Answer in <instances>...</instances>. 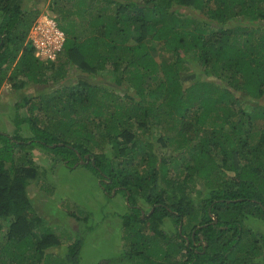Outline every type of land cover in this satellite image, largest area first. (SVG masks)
I'll return each instance as SVG.
<instances>
[{
    "label": "trees",
    "instance_id": "16d2710c",
    "mask_svg": "<svg viewBox=\"0 0 264 264\" xmlns=\"http://www.w3.org/2000/svg\"><path fill=\"white\" fill-rule=\"evenodd\" d=\"M48 7L65 39L43 61L26 38L33 16L21 0H0V84L11 65L13 89L72 70L49 92L23 93L15 131L0 130V264H41L61 244L28 194L33 180L51 191L35 146L70 167L90 157L83 165L104 192L126 196L125 248L96 264H264V233L246 221L264 220V0ZM157 50L167 56L158 61ZM25 124L29 136L19 133ZM166 216L173 231L160 227ZM75 238L67 264H78Z\"/></svg>",
    "mask_w": 264,
    "mask_h": 264
},
{
    "label": "rangeland",
    "instance_id": "374dc122",
    "mask_svg": "<svg viewBox=\"0 0 264 264\" xmlns=\"http://www.w3.org/2000/svg\"><path fill=\"white\" fill-rule=\"evenodd\" d=\"M48 5L49 0H21L22 8L27 11V16H33V20L42 11L50 12ZM154 54L158 61L167 56L162 50H157ZM11 68L12 65L0 84V130L8 133H13L16 129L13 118L15 101L23 93L38 97V94L49 92L54 87L65 84L72 77V70L69 68L64 78L58 77L56 80L50 79L48 82L28 84L24 88L13 89L6 79ZM26 111L25 108L20 109L23 114ZM159 130V126L154 130L156 135ZM19 133L22 136L31 135L26 124L19 129ZM170 148H166V152H169ZM32 153L35 162L45 169L48 182H45L44 187L51 188V191L47 192L40 186V183L33 180L27 185L28 194L37 211L45 215L48 229L56 233L61 241V244L47 249L46 257L41 264H67L66 259L72 256V253L68 252V244L75 237L81 239L78 264H96L101 259L109 258L113 263L118 260L120 252L126 245L121 218V215L129 210L126 206L125 195L119 191L114 194L111 192L109 195L104 192V189L97 183L98 178L94 171L83 163L70 167L60 160L54 162L52 152L41 146H35ZM203 182L202 179H198L192 183V186L194 189L201 188ZM139 204L144 212L149 208V204L145 203L142 198ZM68 209L75 210V216L79 218L70 215L67 212ZM3 221L0 220V224L4 223L0 229L2 231L8 224ZM246 221L255 231L264 233V220L261 217L254 216ZM160 227L165 231H173L175 225L171 216L163 217ZM1 234L0 231V240Z\"/></svg>",
    "mask_w": 264,
    "mask_h": 264
},
{
    "label": "built area",
    "instance_id": "2783aa9c",
    "mask_svg": "<svg viewBox=\"0 0 264 264\" xmlns=\"http://www.w3.org/2000/svg\"><path fill=\"white\" fill-rule=\"evenodd\" d=\"M26 38L33 46L35 56L48 61L57 57L65 34L54 16L47 11H42L33 20Z\"/></svg>",
    "mask_w": 264,
    "mask_h": 264
},
{
    "label": "water",
    "instance_id": "95a60500",
    "mask_svg": "<svg viewBox=\"0 0 264 264\" xmlns=\"http://www.w3.org/2000/svg\"><path fill=\"white\" fill-rule=\"evenodd\" d=\"M87 158L89 157V155L88 154H86L85 155ZM88 160V159H87ZM82 161H84L82 158L80 159V162H82ZM94 161H93V159H92V163H93ZM212 216H213V218H214V220H216V217H215V215L214 214H212ZM180 228V227H179Z\"/></svg>",
    "mask_w": 264,
    "mask_h": 264
},
{
    "label": "flooded vegetation",
    "instance_id": "af4514ba",
    "mask_svg": "<svg viewBox=\"0 0 264 264\" xmlns=\"http://www.w3.org/2000/svg\"><path fill=\"white\" fill-rule=\"evenodd\" d=\"M89 160H90V157L88 158V160H87V161H89ZM87 161H85V160H84V161H83V163H84V162H86V163H87ZM142 211H143V210H142ZM196 244H200V240H199V241H197V242H196Z\"/></svg>",
    "mask_w": 264,
    "mask_h": 264
},
{
    "label": "clouds",
    "instance_id": "9594fccd",
    "mask_svg": "<svg viewBox=\"0 0 264 264\" xmlns=\"http://www.w3.org/2000/svg\"><path fill=\"white\" fill-rule=\"evenodd\" d=\"M82 163H83V161H82ZM115 193V189L113 190V192H112V194H114ZM125 198H126V196H125ZM126 200V199H125ZM127 202V201H126Z\"/></svg>",
    "mask_w": 264,
    "mask_h": 264
}]
</instances>
